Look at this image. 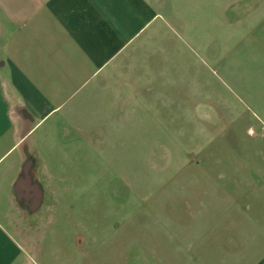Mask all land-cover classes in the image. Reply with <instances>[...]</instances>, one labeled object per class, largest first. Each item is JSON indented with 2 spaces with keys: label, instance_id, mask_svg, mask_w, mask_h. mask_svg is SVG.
I'll use <instances>...</instances> for the list:
<instances>
[{
  "label": "crops",
  "instance_id": "0c3cea01",
  "mask_svg": "<svg viewBox=\"0 0 264 264\" xmlns=\"http://www.w3.org/2000/svg\"><path fill=\"white\" fill-rule=\"evenodd\" d=\"M179 1L0 0L1 219L55 225L77 169L94 157L108 166L142 131L157 134L172 78L164 13L176 19ZM173 97L171 117H187L188 101ZM230 157L200 170V196L224 206L210 225L180 229L178 264H264V145ZM51 225L21 244L0 223V264H38L27 253L44 249ZM78 248L62 264H97L99 247Z\"/></svg>",
  "mask_w": 264,
  "mask_h": 264
},
{
  "label": "rangeland",
  "instance_id": "374dc122",
  "mask_svg": "<svg viewBox=\"0 0 264 264\" xmlns=\"http://www.w3.org/2000/svg\"><path fill=\"white\" fill-rule=\"evenodd\" d=\"M179 4L176 19L164 13L169 53L163 57L179 84L174 88L169 79L162 88L170 101L162 104L157 134L142 131L135 148L124 149L123 159L111 158L108 166L94 157L77 169L75 190L64 195L55 225L16 212L0 218L21 244L52 224L55 236L45 232L44 249L27 253L36 263L62 264L61 254L74 246L71 236L80 235L79 250L90 251L94 239L99 243L97 264H178L180 229L209 224L210 211L224 206L214 210L208 196H200L202 166L217 156L228 165L231 153L264 145V0ZM176 91L188 101L187 117H171ZM252 137L259 138L250 142Z\"/></svg>",
  "mask_w": 264,
  "mask_h": 264
},
{
  "label": "flooded vegetation",
  "instance_id": "af4514ba",
  "mask_svg": "<svg viewBox=\"0 0 264 264\" xmlns=\"http://www.w3.org/2000/svg\"><path fill=\"white\" fill-rule=\"evenodd\" d=\"M72 238V243L74 244V246H72V247H70L69 249L71 250V251H75L79 246H80V244H82L81 242L83 241V239H84V237L83 236H81L82 238H80V235L79 236H76L75 235V237L74 236H71ZM75 239H74V238ZM97 238V237H96ZM92 239H94V237H92ZM94 241H95V243H93L92 244V246H93V248H90L91 250L90 251H88L89 253H91V254H93L94 252H96V250H97V246H98V244L99 243H97L96 242V240L94 239ZM93 242V241H92ZM83 250H84V248H83Z\"/></svg>",
  "mask_w": 264,
  "mask_h": 264
}]
</instances>
